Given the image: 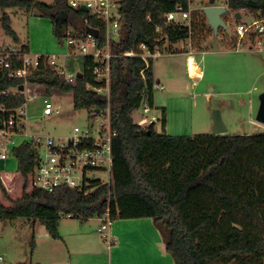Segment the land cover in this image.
<instances>
[{"label": "trees", "instance_id": "trees-1", "mask_svg": "<svg viewBox=\"0 0 264 264\" xmlns=\"http://www.w3.org/2000/svg\"><path fill=\"white\" fill-rule=\"evenodd\" d=\"M194 2L120 1V36L112 41V50L120 56L111 59L109 94L99 91L106 87V81L97 79L90 55L77 57V67L83 75L73 82H67L43 59L26 79L10 75L11 70L22 67L17 58L11 70L0 72V126L13 110L26 103L21 85L38 84L46 94H71L74 108L87 109L90 117H94L96 109L109 108L112 127L117 132L118 157L114 173L117 179L110 184L90 179L83 188L27 191L40 146L32 140L24 142L14 149L19 173L25 179L23 194L11 199L0 176V190L11 202L8 206L0 199L1 219L40 222L53 239L59 240L63 216L82 222L102 218L110 204L114 206L120 198L135 195L152 208L153 222L175 264H264V133L173 136L157 132L155 123L144 128L134 119V112L145 100L154 107L153 58L147 63L140 56L124 53H139L142 44L152 52L157 48L163 52L167 43L193 39L197 29L200 33L214 32L202 8L191 11V25L167 23L169 12L178 7L189 11ZM225 4L234 14L264 11V0H226ZM0 8L4 31L16 43L21 39L7 9L19 8L28 15L49 18L61 43L69 31L83 34L90 26L99 30L98 47L106 44L104 18L91 10L72 7L70 0H54L51 5L42 0H0ZM228 17L229 14L224 16L226 22ZM25 51H29L27 44L22 45ZM6 90L16 91L5 95ZM159 120L165 128V107ZM122 168L128 180L120 179L118 172ZM247 181H252L250 189L245 187Z\"/></svg>", "mask_w": 264, "mask_h": 264}, {"label": "rangeland", "instance_id": "rangeland-1", "mask_svg": "<svg viewBox=\"0 0 264 264\" xmlns=\"http://www.w3.org/2000/svg\"><path fill=\"white\" fill-rule=\"evenodd\" d=\"M42 1L50 5L54 2V0ZM204 2L209 3V0ZM217 2L225 4L226 0H217ZM200 4L202 3L199 0H195L192 7L195 8ZM193 10L199 12L201 8ZM6 12L10 15L12 27L20 36L21 42H14L12 37L5 33L1 23L3 11L0 8V48L3 46L21 48L23 44H27L31 55H54L60 64L70 65L69 71H71L70 68L77 66L78 58L67 57L69 51L67 41L65 39L61 43L57 39L49 18L28 15L19 8L7 9ZM245 13L247 12H242V18L237 19L231 12L227 22L228 28L221 29V31L219 29L217 35L211 30L200 33V29H197L193 39L181 40L172 44L179 49L194 50V57L203 72L201 77H189L184 65L186 55L180 53L169 55L171 46L169 43L163 52L160 51L161 56L153 58L155 73L161 84L165 86V90L155 89L152 113L159 118L162 115V107L167 110L166 127L163 128L161 120H158L155 123L157 132L173 136L213 133V112L219 110L227 127V133H264V124L256 120L259 95L264 90V47L256 46L252 50L235 48L238 42L236 24L240 20L242 22L251 18ZM178 19L186 20L181 14L178 15ZM246 39L251 41L249 37ZM190 60L195 62L193 58ZM70 61H72L71 64ZM198 70V67L196 70L190 67L191 75L194 71L198 73ZM24 91L27 117L24 133L16 135L14 141L10 142L9 157L5 160L0 158V167L10 171L4 173L13 176L8 178L7 182L1 178L13 200L22 196L25 186V179L19 174V162L14 154L15 147L31 141L33 134L44 137L51 135L58 141L59 138L73 137L75 127L81 130L89 128L95 130L98 126V123L89 116L87 109L74 108L71 94L56 91L46 94L44 87L38 84H25ZM45 99L50 100L54 105V110H59V112L45 115ZM140 112L141 109L134 112L135 121L138 120ZM5 147V144L0 143V152ZM118 173L120 179H128L125 169L122 168ZM91 175L103 180L117 179L114 174L109 175L104 170L93 171ZM251 182H245L246 189H250ZM31 189L29 182L27 191ZM0 199L5 205H11L1 190ZM112 215H114L113 212ZM101 225L102 221L98 217L82 222L77 218L63 216L60 222L61 234L69 237L93 233L92 237L97 241L99 239L104 247L103 254L81 255L80 264H105L104 255L107 264L141 263L143 259L137 256L134 249L128 247L125 242L112 254L113 249H108L109 245L103 241L101 233L98 232ZM42 233L47 235L48 232L40 222L35 224L27 218L14 220L0 218V264H74L71 261L73 256L64 242H56L51 238L45 240ZM33 239H35L34 247ZM51 244L58 249L51 252ZM146 255L148 260L156 256L149 250Z\"/></svg>", "mask_w": 264, "mask_h": 264}, {"label": "built area", "instance_id": "built-area-1", "mask_svg": "<svg viewBox=\"0 0 264 264\" xmlns=\"http://www.w3.org/2000/svg\"><path fill=\"white\" fill-rule=\"evenodd\" d=\"M120 1L70 0L72 7L81 8L82 5H86L89 10L105 20L106 44L103 47H98L96 37L87 30L83 34L69 31L66 41L69 48L67 57L72 56L77 58L86 55L93 57L95 62L94 74L98 80L106 81V87L100 88L99 91L108 94L110 92L111 59L115 56H120V54L112 50V41L119 39L120 36ZM191 11L192 9L184 11L182 7H178L176 11L169 12L166 15L167 23H186L191 25ZM179 14L186 20H179ZM236 34L238 42L235 48L237 49L246 48L252 50L256 46H259V48L264 47V11L254 14L250 20L238 22L236 24ZM246 37H249L251 41L247 40ZM140 50L141 52L139 53L130 51L124 53V55L140 56L147 63L149 58H155L160 55L158 48L152 52L145 44L141 45ZM14 58L22 62V67L11 70ZM42 59L47 60L67 82L75 81L77 72L81 71L77 66L70 68L71 71H69L70 66L60 64L58 58L54 55H31L30 50L22 52V46L21 48L3 46L0 48V72L4 69H9L11 70V76L26 79L33 70L39 67ZM154 89L165 90V86L156 82ZM15 91L6 90L3 93L5 95L14 94ZM25 104L13 110L3 126H0V143L6 145L5 149L0 152L1 159L5 160L9 157V144L14 141V137L24 133L27 122ZM44 104L45 115L59 112V110H54V105L50 100L45 99ZM2 109L0 106V111ZM139 109H141V112L136 122L144 128L156 123L160 119V117L158 118L152 113L153 107L147 100L142 103ZM91 118L94 122L98 123L97 128L95 130L91 128L81 130L79 127H75L73 137L59 138L56 141L51 135L44 137L33 134L32 141L39 144L40 151L38 164L34 172L29 176L32 188L47 191H54L61 187L83 188L88 184L90 179H101L92 176L91 173L93 171L104 170L109 175L115 173V168L118 164L117 132L112 127L110 109L99 110ZM101 180L104 183L110 184L112 178ZM111 206L112 204L108 206L106 214L100 218L102 225L99 227V231L103 233L104 237L108 236V233L105 231L113 223ZM107 239L109 240L108 237Z\"/></svg>", "mask_w": 264, "mask_h": 264}, {"label": "crops", "instance_id": "crops-1", "mask_svg": "<svg viewBox=\"0 0 264 264\" xmlns=\"http://www.w3.org/2000/svg\"><path fill=\"white\" fill-rule=\"evenodd\" d=\"M199 1L203 3L206 0H199ZM216 4H224V3H218L216 0ZM203 7L205 6L203 4H200L195 8L191 6V9H198ZM230 13L231 12L229 10L228 14ZM245 14L247 15L249 14L250 17L254 15L251 13H245ZM241 18H242V12H241ZM169 51H170L169 55H175L178 53L182 55H186L184 65L188 70L189 77L197 78L202 76L203 72L201 70L200 65L197 63L194 57L193 54L194 50L189 49L187 51L185 50V48L179 49L171 44ZM191 58H193L195 62L190 60ZM154 63L155 61L153 60V70H154ZM192 64L194 65L193 68L191 67ZM190 67L195 70L198 67L199 69L198 73L194 71L195 73L193 72V75H191ZM154 77L156 79V82L161 83L158 76L155 73V70H154ZM4 172L9 173L10 171H7L4 168L0 167V176L5 182H7L8 178H12L13 176H11V174H5ZM112 212L114 214L113 215L114 222L112 223V226L107 230L108 233L107 237L109 238V240L107 239V237H104L103 233L100 232L98 229V232L101 233L102 235L103 241L109 245L108 249H113L112 254L115 252L114 251L115 249L116 250L119 249L123 244V242H125V244H127L128 247L134 249V252L136 253L137 256L143 259L140 264H175L171 255L166 252L160 231L153 222V218H152L153 210L144 201L140 200L135 195L124 196L114 203ZM44 234L45 233H42L45 240L51 238L56 242H64L66 247L69 248L68 249L69 253L73 256L71 258L72 259L71 261L74 264H80L81 255H87L89 253L103 254L105 252L101 241L99 239L97 241L94 237H92L94 235L93 233H89V234L83 233L77 236H69V237H67L64 234H61L62 239L59 240L53 239L49 235V233H47V235ZM112 245H114V248H112ZM51 246H52V248L50 249L51 252L58 249V247H56L55 245L51 244ZM147 250L151 251L154 255L156 254L155 258L148 260L146 255ZM104 261L106 262L105 264H107V259L105 255H104Z\"/></svg>", "mask_w": 264, "mask_h": 264}, {"label": "water", "instance_id": "water-1", "mask_svg": "<svg viewBox=\"0 0 264 264\" xmlns=\"http://www.w3.org/2000/svg\"><path fill=\"white\" fill-rule=\"evenodd\" d=\"M81 9L85 11H89L86 5H82ZM203 13L207 18V23L210 27H212L214 33L217 35L219 29H227L228 23L224 20V16L228 14L229 8L225 5L216 4V0H209V5L202 8ZM235 17L237 19H241V13H235ZM86 30L93 34L95 37L99 35V30L93 27L88 26ZM83 75L82 71L77 72V77H81ZM21 91L25 90V86L21 85L19 88ZM100 109H96V112H99ZM214 117V128L213 133L215 134H224L227 133V127L222 119L221 113L219 110H215L213 112ZM256 120L262 124H264V90L259 95V107L256 115Z\"/></svg>", "mask_w": 264, "mask_h": 264}, {"label": "bare ground", "instance_id": "bare-ground-1", "mask_svg": "<svg viewBox=\"0 0 264 264\" xmlns=\"http://www.w3.org/2000/svg\"><path fill=\"white\" fill-rule=\"evenodd\" d=\"M193 64H195V63H193ZM193 64L191 65V67H192V68L194 67V65H193ZM194 73H195V72H194Z\"/></svg>", "mask_w": 264, "mask_h": 264}]
</instances>
